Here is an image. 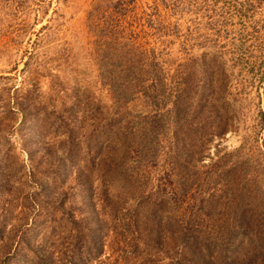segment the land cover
<instances>
[{"label":"rangeland","instance_id":"1","mask_svg":"<svg viewBox=\"0 0 264 264\" xmlns=\"http://www.w3.org/2000/svg\"><path fill=\"white\" fill-rule=\"evenodd\" d=\"M0 264H264V0H0Z\"/></svg>","mask_w":264,"mask_h":264}]
</instances>
